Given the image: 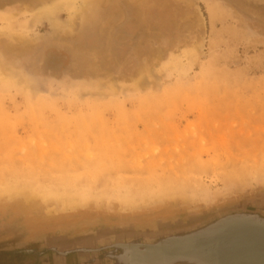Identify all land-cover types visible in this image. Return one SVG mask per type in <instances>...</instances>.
<instances>
[{
  "label": "rangeland",
  "instance_id": "374dc122",
  "mask_svg": "<svg viewBox=\"0 0 264 264\" xmlns=\"http://www.w3.org/2000/svg\"><path fill=\"white\" fill-rule=\"evenodd\" d=\"M79 2L0 0V264L264 213V0Z\"/></svg>",
  "mask_w": 264,
  "mask_h": 264
},
{
  "label": "water",
  "instance_id": "95a60500",
  "mask_svg": "<svg viewBox=\"0 0 264 264\" xmlns=\"http://www.w3.org/2000/svg\"><path fill=\"white\" fill-rule=\"evenodd\" d=\"M41 247L52 253L57 264L71 253L77 254L79 264H264V213L233 207L183 227L111 230L68 242H45ZM57 249L63 252L57 254ZM47 257H42L44 264Z\"/></svg>",
  "mask_w": 264,
  "mask_h": 264
},
{
  "label": "bare ground",
  "instance_id": "6f19581e",
  "mask_svg": "<svg viewBox=\"0 0 264 264\" xmlns=\"http://www.w3.org/2000/svg\"><path fill=\"white\" fill-rule=\"evenodd\" d=\"M100 1L101 0H81V3L80 4H78V5H76L75 7H76V9L78 10V11H80V10H82L84 7H85V11H86V7H88V8H90V7H93V12H95V11H97V9L99 8L98 6H99V4H100ZM137 3V2H136ZM104 4V3H103ZM70 6V5H69ZM103 6V5H102ZM134 6V5H133ZM164 6V5H163ZM110 7V6H109ZM139 7V6H138ZM87 8V9H88ZM102 8V7H101ZM130 10V9H129ZM148 10V9H147ZM131 11V10H130ZM90 13V12H89ZM144 14V13H143ZM161 17H162V15H161ZM52 19V18H51ZM137 19V18H136ZM135 19V20H136ZM134 20V19H133ZM160 20H161V18H160ZM137 21V20H136ZM141 21V20H140ZM51 24H52V26H51V28L54 30V29H56V28H58V26H60V27H62V28H60L62 31H69L70 29L66 26V25H62V24H60V23H58V22H56V20L54 19V20H51ZM158 22H160V21H158ZM110 24V23H109ZM142 24V23H141ZM120 26V25H119ZM161 26V25H160ZM142 27V26H141ZM158 27V26H157ZM176 27H177V25H176ZM63 33V32H62ZM63 252V250L62 249H57V254H61ZM82 260V262L83 263H86L87 261H86V258H82L81 259Z\"/></svg>",
  "mask_w": 264,
  "mask_h": 264
},
{
  "label": "flooded vegetation",
  "instance_id": "af4514ba",
  "mask_svg": "<svg viewBox=\"0 0 264 264\" xmlns=\"http://www.w3.org/2000/svg\"><path fill=\"white\" fill-rule=\"evenodd\" d=\"M46 254L48 256L47 260H46L48 262V264H57L55 261H53L52 253L49 250H43V252L41 253L40 258L42 259V257L44 255H46ZM43 261L45 262L44 259H43ZM34 264H44V263L43 262L41 263L40 261L39 262L35 261ZM63 264H79V261L77 260V257H75L73 255V253H71V254L67 255V257L65 258V261H64Z\"/></svg>",
  "mask_w": 264,
  "mask_h": 264
}]
</instances>
